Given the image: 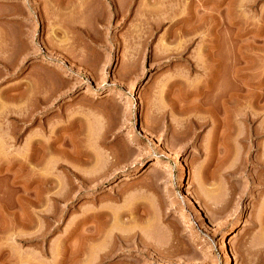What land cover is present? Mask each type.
<instances>
[{"label": "rangeland", "instance_id": "obj_1", "mask_svg": "<svg viewBox=\"0 0 264 264\" xmlns=\"http://www.w3.org/2000/svg\"><path fill=\"white\" fill-rule=\"evenodd\" d=\"M67 3L0 0V264H264V0Z\"/></svg>", "mask_w": 264, "mask_h": 264}, {"label": "bare ground", "instance_id": "obj_2", "mask_svg": "<svg viewBox=\"0 0 264 264\" xmlns=\"http://www.w3.org/2000/svg\"><path fill=\"white\" fill-rule=\"evenodd\" d=\"M54 1H55V0H54ZM62 2H63V0H62ZM64 2H65V1H64ZM66 2H67V1H66ZM73 2H74V1H73ZM57 3H58V2H57ZM60 3H61V2H60ZM74 3H75V2H74ZM67 4H68V3H67ZM69 4H70V0H69ZM69 4H68L67 6H70ZM171 10H172V9H171ZM169 12H170V11H169ZM167 15H168V14H167ZM188 20H189V18H187V20H186V19H182L181 22H185V21H188ZM179 22H180V21H178V23H179ZM231 22H233V21H231ZM201 23H202V22H201ZM196 26H197V25H196ZM197 27H198V26H197ZM201 27H202V26H201ZM196 29H197V28H196ZM207 81H208V80H207ZM108 95H111V94H108ZM108 95H107V96H108ZM142 131H143V130H142ZM145 131H146V130H145ZM145 131H144V132H145ZM144 132H143V133H144ZM146 132H147V131H146ZM148 133H149V132H148ZM146 134H147V133H146ZM149 134H150V133H149ZM143 136L145 137V134H144ZM146 137H147V136H146ZM149 137L151 138V135H149ZM147 140H148V138H147ZM149 140H150V139H149ZM51 142H52V141H51ZM42 145H43V144H42ZM44 145H45V144H44ZM44 145H43V146H44ZM46 146H50V147L53 146V142H52V143L49 142L48 144H46ZM143 146H144V145H143ZM138 150H139V149H138ZM52 151H53V150H52ZM48 152H49V151H48ZM90 157H91V156H90ZM90 157H89V158H90ZM50 158H51V157H50ZM82 161H83V160H82ZM88 161H89V159H88ZM88 161H87V162H88ZM83 162H84V161H83ZM89 162H90V161H89ZM86 164H87V163H86ZM89 164H90V163H89ZM154 165H155V164H154ZM181 166L183 167V165H181ZM66 167H67V166H66ZM64 169H65V167H64ZM68 169H69V168H68ZM70 169H71V168H70ZM70 169H69V171H70L72 174H74L75 176L78 177V175H77L72 169H71V170H70ZM181 170H182L181 172H183V168H182ZM71 173H70V174H71ZM232 173H233V172H232ZM49 175H50V174H49ZM180 175H182V173H181ZM47 176H48V175H47ZM79 177H80V175H79ZM180 177H181V176H180ZM180 177H179V179H180ZM125 178H126V177H125ZM52 179H53V178H52ZM52 179H51V177H49V178H46V179L43 180V183H45V185L48 186V187L46 186V187L48 188V191L54 188V187L52 186V185H53L52 183H54ZM84 179H85V178H84ZM84 179H83V177H81V180H82V182H83V183L81 184V187H82V188H87V186H88V184H89L90 182H88L87 180H84ZM86 179H87V178H86ZM90 179H91V178H90ZM127 179H128V178H127ZM97 180H98V179H97ZM178 181H180V180H178ZM91 182H92V181H91ZM180 182H181V181H180ZM180 182H179V185H180ZM181 183H182V182H181ZM86 184H87V185H86ZM90 184H91V183H90ZM50 186H52V187H50ZM81 187H79V188H81ZM89 188H90V187H89ZM92 188H93V187H92ZM48 193H51V192L49 191ZM58 196H59V195H58ZM51 198H52V200H53V197H51ZM55 199H56V198H55ZM102 213H103V212H102ZM106 214L108 215V213H106ZM106 214H105V215H106ZM94 215H95V216H93V215H91V216H92V218L95 217V219H96V217H97L96 213H95ZM98 216H99V213H98ZM108 216H109V215H108ZM103 217H104V216H103ZM86 218H87V219H84L83 222H84V221H89V220L91 219V217H89V216L86 217ZM94 230H95V229H94ZM94 232H95V233H94ZM94 232H93V235H92V236L90 235V240H94L95 238H97V236H98V235H97V233H98L97 230H95ZM83 234H84V233H83ZM98 234H99V233H98ZM96 235H97V236H96ZM99 236H100V235H99ZM117 236H118V235H117ZM119 236H121V235H119ZM88 237H89V236H88ZM88 239H89V238H88ZM88 239H87V240H88ZM121 239H122V238H121ZM97 240H98V239H97ZM141 241H142V240H141ZM90 242H91V241H90ZM144 243H145V242H144ZM144 243H143V244H144ZM143 244H141V246H142ZM145 244H146V243H145ZM145 244H144V245H145ZM82 245H83V244H82ZM150 246H151V245H150ZM99 249H100V248H99ZM103 249H104V248H103ZM152 249H153V247H152ZM101 250H102V249H101ZM110 251H111V250H110ZM103 252H104V251H103ZM103 256H104V255H103ZM105 256H106V255H105ZM108 257H109V256H108Z\"/></svg>", "mask_w": 264, "mask_h": 264}]
</instances>
